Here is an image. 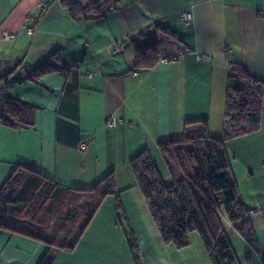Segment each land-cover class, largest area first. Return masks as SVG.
I'll return each instance as SVG.
<instances>
[{
    "label": "crops",
    "instance_id": "1",
    "mask_svg": "<svg viewBox=\"0 0 264 264\" xmlns=\"http://www.w3.org/2000/svg\"><path fill=\"white\" fill-rule=\"evenodd\" d=\"M182 11L190 13L188 23ZM4 31L13 37L3 39ZM142 35L156 41L158 60L138 70L130 40ZM117 44L112 54L109 46ZM55 51L61 63L74 61L67 76L24 79ZM230 62L263 85L257 129L224 143L239 197L253 210L258 250L229 224L225 230L238 264H264V0H118L116 9L84 21L72 20L59 0H0V105L12 96L40 107L30 128L0 122V184L20 163L75 189L112 172L142 264H211L195 232L182 248L162 242L129 160L147 150L165 175L159 139H178L185 123L199 120L209 136L221 137ZM111 114L119 122L109 126ZM68 239L47 237L50 245L0 229V264H38L44 255L51 264H134L112 195L80 237ZM74 241L71 249L57 247Z\"/></svg>",
    "mask_w": 264,
    "mask_h": 264
},
{
    "label": "trees",
    "instance_id": "2",
    "mask_svg": "<svg viewBox=\"0 0 264 264\" xmlns=\"http://www.w3.org/2000/svg\"><path fill=\"white\" fill-rule=\"evenodd\" d=\"M74 21L93 20L117 8L118 0H59ZM130 40L134 69H149L158 60L156 41L149 35ZM74 61L60 62L57 51L26 71L24 79L38 83L45 74L67 76ZM225 86V130L219 138L207 134L205 120L185 123L178 139H159L157 147L170 181L165 183L147 150L129 160L136 184L164 244L182 248L195 232L211 264H238L223 226L226 221L257 251L251 211L242 203L231 175L225 141L257 129L262 108V82L252 77L241 63L230 62ZM40 107L17 97L6 96L0 105V122L11 129L30 128ZM199 128H191L193 125ZM115 198L116 221L122 224L134 264H142L133 234L125 221L119 191L112 172L91 188L64 187L42 175L32 163L15 165L0 184V229L54 245L49 232L69 238L80 237L102 200ZM74 243L57 246L73 248ZM264 261V253H261ZM245 258H248L246 256ZM44 255L38 264H51Z\"/></svg>",
    "mask_w": 264,
    "mask_h": 264
},
{
    "label": "built area",
    "instance_id": "3",
    "mask_svg": "<svg viewBox=\"0 0 264 264\" xmlns=\"http://www.w3.org/2000/svg\"><path fill=\"white\" fill-rule=\"evenodd\" d=\"M190 19H191V15H190L189 12H186V11H182L181 12V14H180V20L183 23H188L190 21ZM27 21H30V19H27ZM26 30H27L28 33L32 32L31 26L28 27ZM1 34H2L1 36H2L3 39H9V38H12L13 37V35L11 33L6 32V31L2 32ZM120 49H121V46L118 45V44L117 45H111V46H109V51L112 54L118 53L120 51ZM166 60L167 59L163 58L160 61L161 62H165ZM106 122H107V125L112 126V125L116 124L117 122H119V120L115 118L114 114H111L109 116V118L107 119ZM250 211H251V213L253 212L252 209H250Z\"/></svg>",
    "mask_w": 264,
    "mask_h": 264
},
{
    "label": "rangeland",
    "instance_id": "4",
    "mask_svg": "<svg viewBox=\"0 0 264 264\" xmlns=\"http://www.w3.org/2000/svg\"><path fill=\"white\" fill-rule=\"evenodd\" d=\"M161 176H162L163 181H164L165 183H167V182L170 181V177H169L168 174L161 175ZM222 224H223L224 228L228 229V228H227L228 223H227L226 221H223ZM56 235H57L56 233L49 232V233L47 234V237H48L49 239L56 240V242H70V240H69V239L67 240L66 237L62 236V234L59 236V238H57ZM55 236H56V237H55Z\"/></svg>",
    "mask_w": 264,
    "mask_h": 264
}]
</instances>
